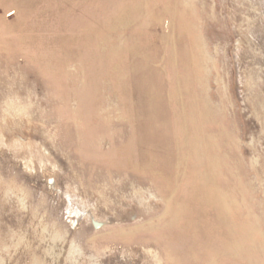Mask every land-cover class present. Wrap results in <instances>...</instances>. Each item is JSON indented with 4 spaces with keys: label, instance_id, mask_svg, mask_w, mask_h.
<instances>
[{
    "label": "rangeland",
    "instance_id": "374dc122",
    "mask_svg": "<svg viewBox=\"0 0 264 264\" xmlns=\"http://www.w3.org/2000/svg\"><path fill=\"white\" fill-rule=\"evenodd\" d=\"M0 264H264V0H0Z\"/></svg>",
    "mask_w": 264,
    "mask_h": 264
},
{
    "label": "water",
    "instance_id": "95a60500",
    "mask_svg": "<svg viewBox=\"0 0 264 264\" xmlns=\"http://www.w3.org/2000/svg\"><path fill=\"white\" fill-rule=\"evenodd\" d=\"M94 224H95V226H96V227H100V226H102V225H103V223H101V222H98V221H94Z\"/></svg>",
    "mask_w": 264,
    "mask_h": 264
}]
</instances>
